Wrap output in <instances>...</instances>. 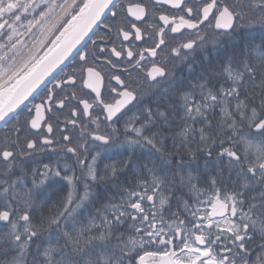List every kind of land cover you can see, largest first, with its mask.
Returning <instances> with one entry per match:
<instances>
[{
  "label": "snow or ice",
  "instance_id": "snow-or-ice-1",
  "mask_svg": "<svg viewBox=\"0 0 264 264\" xmlns=\"http://www.w3.org/2000/svg\"><path fill=\"white\" fill-rule=\"evenodd\" d=\"M43 3L0 0V121L53 85L0 142V264H264V0Z\"/></svg>",
  "mask_w": 264,
  "mask_h": 264
},
{
  "label": "flooded vegetation",
  "instance_id": "flooded-vegetation-1",
  "mask_svg": "<svg viewBox=\"0 0 264 264\" xmlns=\"http://www.w3.org/2000/svg\"><path fill=\"white\" fill-rule=\"evenodd\" d=\"M40 1L38 4L43 3V0H38ZM57 2H62V0H57ZM120 2H124V0H120ZM37 2H35L36 4ZM164 8H167V6H164ZM40 10H37L35 13H31L28 16V19H31L32 15H38ZM110 15V14H109ZM99 27V28H98ZM36 32V34L38 35V31L34 30ZM105 32V28L103 25H98L96 27V29L93 31V33L90 35L91 39H87L88 40V50L91 51V44H92V40H97V43H100L99 38L101 36L104 35ZM114 36V34H113ZM54 38V37H52ZM25 39H28L27 37H25ZM0 42H6V41H0ZM208 47V52L207 53H200L197 55L196 60L193 63V67H196L197 65H199V63H202L203 61V57L205 55L211 57V55L214 53L211 44L209 43ZM84 48H81V51H84ZM91 63V61H89ZM81 64L79 62V57L76 56L74 59H70L68 60L63 66L60 67V69H58V71L56 72V76L57 78H63L65 73H72L75 72L77 74V76H79V68H80ZM183 74L187 72V68L185 66V68L182 70ZM181 72H177L176 75L180 76ZM133 76H135V73H133ZM52 83L51 81L47 82V87H52ZM47 87H45V85H42L40 87L39 90H37V92L28 100H26L24 102V104H22L19 109H17V116H18V122H17V118L16 116H14L12 118L11 121L8 122L7 127H5V123L0 125V142H2L4 140L5 135H12L14 138V134L12 133V129L14 126L19 127L22 126L25 122V119L27 118V114H28V110L29 108H32V106L34 104L40 103L41 102V98L45 96L46 92H47ZM57 96H61L63 95L62 92H60V90L56 91ZM73 103H75V101H73ZM60 115V128L63 127V121L68 117L69 112L68 109H65L62 113L59 114ZM56 114L53 113L52 114V123L54 125V131L51 134L52 137H54L57 140L61 139L60 136V132H59V128L56 127V119H55ZM126 117L122 118L120 121V127L121 130H123V120ZM69 127V131L72 135V143L75 145L80 141V135H81V129L80 128H75L73 129L71 125L68 126ZM35 131V130H33ZM67 134V133H65ZM23 138V137H22ZM63 145L62 144H58L56 145V153H52L51 150H46L47 154H43V153H38V157L40 160H42L43 162H55L58 158L60 160L61 165H63L64 163H68V164H74L75 163V158L71 157L70 154L69 156H64V154L62 152L59 151L60 148H62ZM90 159V157H89Z\"/></svg>",
  "mask_w": 264,
  "mask_h": 264
},
{
  "label": "trees",
  "instance_id": "trees-1",
  "mask_svg": "<svg viewBox=\"0 0 264 264\" xmlns=\"http://www.w3.org/2000/svg\"><path fill=\"white\" fill-rule=\"evenodd\" d=\"M34 2H39L38 0H34ZM36 3V4H37ZM99 28V27H98ZM257 37H259V35H260V33H259V31H256L255 33H254ZM255 43H259V39H257L256 41H255ZM214 51V53L211 55V58H213V59H215V57L217 56V51H219V50H213ZM222 54V53H221ZM203 66H205V64L204 63H199V65H197L196 67H193V71H192V73L189 75V73L188 72H186V73H184L183 75L185 76V77H187L188 79H191V80H195L196 78H198L200 75H201V71H202V67ZM181 75V74H180ZM136 111V109L134 108V109H132V112H135ZM129 115H131V113H129ZM127 118V117H126ZM125 118V119H126ZM0 128H1V126H0ZM121 139H123V137H121ZM171 143V141H169V144ZM127 157H126V154H125V156H123V157H115L114 159L116 160V161H119L120 159H126ZM122 179L123 180H127L129 183H131V184H134L135 183V180L132 178V176H131V173H129V174H127L125 177H122ZM202 184H203V182H201ZM53 199H56L55 197L53 198ZM173 206H175V205H173ZM0 227H2V225H0ZM33 247H35V245H33ZM161 250H163V249H161Z\"/></svg>",
  "mask_w": 264,
  "mask_h": 264
},
{
  "label": "water",
  "instance_id": "water-1",
  "mask_svg": "<svg viewBox=\"0 0 264 264\" xmlns=\"http://www.w3.org/2000/svg\"><path fill=\"white\" fill-rule=\"evenodd\" d=\"M98 26V25H97ZM97 26H94V28H93V31L96 29V27ZM93 31L91 32V33H89V35H91L92 33H93ZM86 39H88V38H86ZM81 43H83V41L81 42ZM77 47H80L79 45L77 46ZM75 51V50H74ZM67 61H65V63H66ZM61 66H63V65H61ZM60 66V67H61ZM58 71V70H57ZM42 86V85H41ZM36 93V92H35ZM35 93H33V95L35 94ZM32 95V96H33ZM32 96H30L28 99H30ZM2 124H4V121H0V125H2Z\"/></svg>",
  "mask_w": 264,
  "mask_h": 264
},
{
  "label": "bare ground",
  "instance_id": "bare-ground-1",
  "mask_svg": "<svg viewBox=\"0 0 264 264\" xmlns=\"http://www.w3.org/2000/svg\"><path fill=\"white\" fill-rule=\"evenodd\" d=\"M40 5V8H38L37 10H42L43 8H44V3H41V4H39Z\"/></svg>",
  "mask_w": 264,
  "mask_h": 264
}]
</instances>
